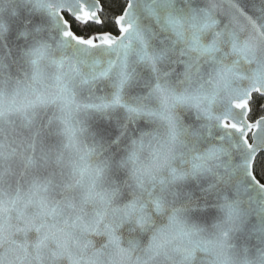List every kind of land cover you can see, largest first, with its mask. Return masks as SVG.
Wrapping results in <instances>:
<instances>
[{
    "label": "snow or ice",
    "instance_id": "snow-or-ice-1",
    "mask_svg": "<svg viewBox=\"0 0 264 264\" xmlns=\"http://www.w3.org/2000/svg\"><path fill=\"white\" fill-rule=\"evenodd\" d=\"M0 264H264V0H0Z\"/></svg>",
    "mask_w": 264,
    "mask_h": 264
}]
</instances>
